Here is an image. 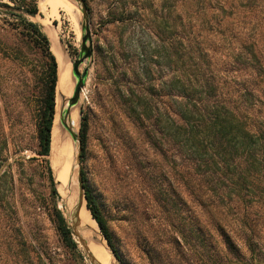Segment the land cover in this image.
Instances as JSON below:
<instances>
[{
  "label": "trees",
  "instance_id": "obj_1",
  "mask_svg": "<svg viewBox=\"0 0 264 264\" xmlns=\"http://www.w3.org/2000/svg\"><path fill=\"white\" fill-rule=\"evenodd\" d=\"M22 8L38 13L36 0ZM135 12L114 0L108 15L110 22L124 26ZM154 22L162 35L153 54L171 76L158 90L152 81L146 92L118 88L146 129L150 147L172 164L180 188L174 189V198L159 190L153 199L172 237L169 249L153 244L148 254L161 264H264V0H163ZM19 29L45 62L37 132L39 154L50 157L58 62L40 24L23 19ZM149 47L141 42L136 51L145 55ZM106 51L115 52L112 44ZM141 70H132L136 84L151 73L149 65ZM88 131L86 116L80 130L82 161ZM82 173L87 206L117 250L88 175ZM49 174L55 196L50 167ZM55 213L66 246L77 250L63 213L57 208Z\"/></svg>",
  "mask_w": 264,
  "mask_h": 264
},
{
  "label": "rangeland",
  "instance_id": "obj_2",
  "mask_svg": "<svg viewBox=\"0 0 264 264\" xmlns=\"http://www.w3.org/2000/svg\"><path fill=\"white\" fill-rule=\"evenodd\" d=\"M122 1L128 9L134 12L138 9L124 26L110 22L113 19L108 12L114 0H86L90 7L94 53L80 68L81 73L88 68V78L69 124L76 119L79 134L83 118L88 117L89 131L81 167L100 203L117 254L123 259L121 262L161 264L148 252L153 244L169 249L172 236L166 232L168 221L161 209L154 206L153 199L159 190L167 193L168 198H174V189L180 188L174 181L172 164L165 162L159 149L150 147L146 129L129 111L118 88L127 85L146 92L152 81L158 90L160 82L171 76V71L163 69L160 59L153 54L156 47L153 45L161 44L162 34L154 21L163 0ZM31 2L0 0V7L22 9L25 3ZM36 3V18L0 8V264H93L72 232L78 248L74 251L66 246L58 227L55 208L67 217L65 200L70 196L68 206L75 210L76 187L69 188L76 178L78 191V170L61 186L49 157L39 154L37 117L45 62L42 54L32 49L19 34L23 19L43 26V31L50 36L57 62L63 57L71 70V90L66 97L69 99L76 83L72 64L82 53L84 18L76 0H36ZM119 41L123 42L121 46ZM141 42L150 46L145 55L136 51ZM111 44L115 50L112 54L106 51ZM143 65H149L151 73L147 77L141 75L136 84L132 70L141 74ZM153 99L157 106L161 105L158 94ZM63 135L71 133L63 128ZM71 138L76 158L77 144ZM49 167L62 200L52 194ZM186 198V206L190 207V197ZM79 221L84 244L97 259L80 217ZM241 251L250 255L246 249Z\"/></svg>",
  "mask_w": 264,
  "mask_h": 264
},
{
  "label": "bare ground",
  "instance_id": "obj_3",
  "mask_svg": "<svg viewBox=\"0 0 264 264\" xmlns=\"http://www.w3.org/2000/svg\"><path fill=\"white\" fill-rule=\"evenodd\" d=\"M58 63H59V72H58L59 79H58L57 92H56V114H55L53 130H52V145H51V153L49 159L51 160V165L53 167V172L56 180L61 186H65L67 184L66 183L67 180L70 179V177L74 176L75 174V170H74L75 146L71 138V135L69 136L63 135V128L61 125V112H62L61 107L62 104H64L63 102L64 98L68 97L70 93L72 82H71V73H70L71 70L68 67L65 60L63 59V57H59ZM69 125L71 130L74 133H77L76 119H72ZM75 182H76V178H74L73 184H70L72 187L70 186L69 190H71V188L76 187ZM73 199H74L73 201H75L76 203L78 199L77 187L74 191ZM89 210L90 209L87 208L86 201H83L80 212V219L82 220V223L84 224L86 229V233L88 234L87 236L91 249L93 250L100 264H117L115 263V260L111 255V251L107 245L105 238L100 232L99 225L93 219L91 212Z\"/></svg>",
  "mask_w": 264,
  "mask_h": 264
},
{
  "label": "water",
  "instance_id": "obj_4",
  "mask_svg": "<svg viewBox=\"0 0 264 264\" xmlns=\"http://www.w3.org/2000/svg\"><path fill=\"white\" fill-rule=\"evenodd\" d=\"M76 2L78 3V6H79V8L83 14V18H84V25H83L84 35H83V43H82V53H81L79 59L76 60L72 64V71H73V77H74L73 79L76 83L74 86V93H73L72 97L69 99H66V97H65L63 100L64 104H62V107H61V110H62V112H61V125L69 133H71V136L73 137L75 144H77V147H76L77 155H76V158L74 157V170L75 171L78 170V199L76 202V206H74L75 210L68 206L70 196H69V198H67L65 200V203H67L66 205L68 208V215H67V217H65V221H66V224L68 225V228L70 229V231L73 233V235H75L79 239V242L83 245V247H84L83 249L86 253V256L88 259H90L91 263L100 264L98 262V260L92 256L88 247L85 246L84 240H83L84 234H82L81 224L79 221L83 201H86L85 187H84V183H83V173H82V167H81L82 143H81L80 133L79 134L74 133L71 130L70 125H69V118L71 117V112L75 107L79 106V103L81 100V94H82L83 88H84L86 81H87V78H88V68H86L85 72H83V73H81L80 68L85 61L92 59L93 53H94L93 52V46H92V39H91L90 24H89V9L87 8V5H86L84 0H76ZM1 7L4 10L12 11V12H15L17 14L28 15V16L33 17V18H36L38 16L37 13L24 10L23 8L22 9L21 8H13V7H8V6H1ZM41 27L43 29L42 25H41ZM80 114H82V112H80ZM51 145H52V141H51ZM53 179H54V177H53ZM75 185H76V182H75ZM54 186H55L58 197L62 200V198L60 197V195L57 191L55 179H54ZM86 203H87V201H86ZM87 208H88V206H87ZM100 231H101V229H100ZM103 237L105 238V240L107 242V245L111 251V255L113 256L115 263L123 264L121 262L122 260H120L118 254H117V251L111 247V245L109 244V241L106 239V237L104 235H103Z\"/></svg>",
  "mask_w": 264,
  "mask_h": 264
}]
</instances>
